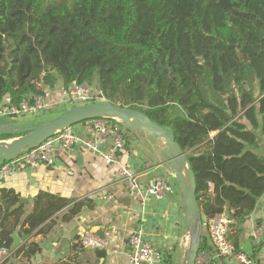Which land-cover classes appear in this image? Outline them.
<instances>
[{
    "label": "trees",
    "instance_id": "16d2710c",
    "mask_svg": "<svg viewBox=\"0 0 264 264\" xmlns=\"http://www.w3.org/2000/svg\"><path fill=\"white\" fill-rule=\"evenodd\" d=\"M59 82L86 83L102 94L90 101L141 111L168 129L195 175L198 255L214 256L205 229L222 212L231 218L227 239L241 250L242 226L264 194V155L255 151V131L264 135V0H0V103L18 105ZM31 126L13 125L0 140ZM20 200L0 187V248L8 252L0 264H33L41 254L34 239L12 251L19 225L24 236L46 237L57 212L67 209L68 221L93 207L41 190L24 216ZM84 252L77 240L50 264H95ZM163 264H176L173 254Z\"/></svg>",
    "mask_w": 264,
    "mask_h": 264
},
{
    "label": "crops",
    "instance_id": "0c3cea01",
    "mask_svg": "<svg viewBox=\"0 0 264 264\" xmlns=\"http://www.w3.org/2000/svg\"><path fill=\"white\" fill-rule=\"evenodd\" d=\"M43 98L47 111H56L59 107L69 108L64 103L65 92L60 82L52 89H45ZM7 105L8 97H5L0 107ZM5 124L27 126L14 118L0 116V125ZM119 128L125 146L110 163H106L101 154L77 144L71 150L56 149L51 166L39 164L0 179V187L12 188L20 194L24 216L32 210L33 198L41 190L67 199H84L93 203L92 208L84 206L68 221L62 220L67 209L57 212L46 237L35 232L30 237L24 236L19 225L13 233L12 251L28 239H34L40 243L42 250L33 264H50L67 257L71 245L88 232L106 241V245L102 249L85 248L82 255L84 260L95 264H129L128 237L136 228H142L144 238L153 247L164 256L173 254L175 261L179 262L178 254L184 252L187 240L182 232L179 192L172 191L162 198L135 195L125 187L119 170L120 167L129 168L141 184L156 176H163L171 184L175 183L173 172L162 151L163 144L152 142L121 124ZM73 131L82 138L86 136L80 124L75 125ZM101 151H106L105 145ZM263 219L264 194L242 226L240 249L249 256L253 255L255 245L252 233ZM98 251L103 253L98 254ZM213 255L212 259L217 258L215 253ZM252 260L253 264H264V244ZM217 262L237 264L232 259L217 258Z\"/></svg>",
    "mask_w": 264,
    "mask_h": 264
},
{
    "label": "built area",
    "instance_id": "2783aa9c",
    "mask_svg": "<svg viewBox=\"0 0 264 264\" xmlns=\"http://www.w3.org/2000/svg\"><path fill=\"white\" fill-rule=\"evenodd\" d=\"M65 105L73 107L84 104L91 99H102V94L92 93V88L86 83H71L66 88ZM47 110V104L43 96L30 95L18 105L8 104L0 107V116L8 118H20L26 115H37ZM110 118L100 117L80 123L84 138L73 131V127L66 128L53 137L48 138L38 145L21 152L10 161H0V179H5L25 168H31L39 164L51 166L54 163L56 149L71 150L75 145L82 144L85 149L101 154L106 163L114 160L118 151L125 146V139L120 130V121L113 123ZM105 145L106 151L101 147ZM120 175L125 187L133 194L154 198H162L172 193V184L163 176L152 177L146 183L137 181L135 174L127 167H120ZM231 218L227 212H222L211 217L206 225V235L219 259H232L237 264H253L251 256L244 251H235L233 244L227 239L228 227ZM253 243L258 245L264 239V219L258 223L252 233ZM78 241L84 248L102 249L106 241L91 233L83 234ZM128 263L129 264H163V254L153 247L143 236V229L136 228L128 237ZM8 252L0 248V256ZM212 257L202 252L198 255L196 263L209 261Z\"/></svg>",
    "mask_w": 264,
    "mask_h": 264
},
{
    "label": "water",
    "instance_id": "95a60500",
    "mask_svg": "<svg viewBox=\"0 0 264 264\" xmlns=\"http://www.w3.org/2000/svg\"><path fill=\"white\" fill-rule=\"evenodd\" d=\"M100 117L118 120L127 129L147 137L152 142L162 141V151L179 191L182 232L188 238L181 264H196L203 232V219L196 198L194 172L173 134L152 121L143 112L102 100L67 108L61 114L27 128L26 132L18 136L0 140V161H10L21 152L42 143L66 128ZM12 126L0 125V132L3 133ZM101 253L103 251H98V254ZM38 258L39 256H36V260Z\"/></svg>",
    "mask_w": 264,
    "mask_h": 264
},
{
    "label": "rangeland",
    "instance_id": "374dc122",
    "mask_svg": "<svg viewBox=\"0 0 264 264\" xmlns=\"http://www.w3.org/2000/svg\"><path fill=\"white\" fill-rule=\"evenodd\" d=\"M65 109H66L65 107L64 108L59 107V110H56V111L55 110H52V111L45 110L44 112L39 113L37 115H26V116L20 117V118L15 117V119L19 120L23 124L31 126L32 124H38V123L45 122V121L49 120L50 118L59 115L60 110H65ZM255 133L257 136V140L259 142V147L255 151L259 154H262V153H264V135L261 133V131L259 129L256 130ZM159 142L162 144V141H159ZM172 190H173V192H179L178 187L175 183L172 184ZM187 242H188V238H187L186 243L184 245V249L187 247ZM178 256H179V258H178L179 262H176V264H181L183 252H180L178 254Z\"/></svg>",
    "mask_w": 264,
    "mask_h": 264
}]
</instances>
